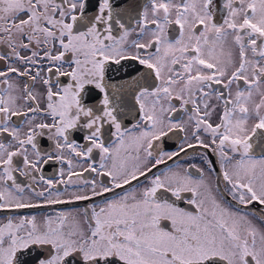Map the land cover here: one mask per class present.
Returning <instances> with one entry per match:
<instances>
[{
  "label": "snow or ice",
  "instance_id": "1",
  "mask_svg": "<svg viewBox=\"0 0 264 264\" xmlns=\"http://www.w3.org/2000/svg\"><path fill=\"white\" fill-rule=\"evenodd\" d=\"M0 264H264V0H0Z\"/></svg>",
  "mask_w": 264,
  "mask_h": 264
}]
</instances>
